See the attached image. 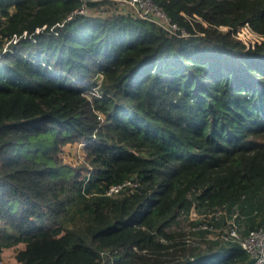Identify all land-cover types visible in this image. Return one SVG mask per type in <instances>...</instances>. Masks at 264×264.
I'll use <instances>...</instances> for the list:
<instances>
[{
    "label": "trees",
    "instance_id": "16d2710c",
    "mask_svg": "<svg viewBox=\"0 0 264 264\" xmlns=\"http://www.w3.org/2000/svg\"><path fill=\"white\" fill-rule=\"evenodd\" d=\"M153 1L187 35L112 0H0V236L22 244L11 264L249 260L209 230L167 227L193 206L264 209V40L232 35L244 22L264 34V0ZM74 143L76 164L62 156Z\"/></svg>",
    "mask_w": 264,
    "mask_h": 264
},
{
    "label": "built area",
    "instance_id": "2783aa9c",
    "mask_svg": "<svg viewBox=\"0 0 264 264\" xmlns=\"http://www.w3.org/2000/svg\"><path fill=\"white\" fill-rule=\"evenodd\" d=\"M115 2H121L129 5L133 8L134 12L142 19H145L154 25L168 31L172 34L180 36L187 35V31L184 27L180 26L176 22L172 21L170 16L163 10L161 6L156 4L153 0H112ZM87 11L86 5L83 3L79 7L75 8L68 17H71L73 13H85ZM222 29H227V26L221 25ZM38 30V28H37ZM232 35L241 40L246 48L253 47L255 44L264 40V34L255 31L248 22H244L238 25L232 30ZM137 185V180L133 177L125 180L121 184L111 185L107 190V195H112L120 192L127 187H133ZM198 210V209H197ZM238 206L234 205L228 215L230 217L229 225L220 232L217 237L225 241H235L242 249H244L248 255V258H254V264H264V224H259L253 227H247L237 223ZM194 212V222L192 225L194 230H211L213 225H210L205 218L201 219L196 211V207L193 206L189 212ZM227 209L223 205L218 207L215 211L209 212V218L212 216L220 217ZM104 256V252L101 253ZM1 264V260H0Z\"/></svg>",
    "mask_w": 264,
    "mask_h": 264
},
{
    "label": "rangeland",
    "instance_id": "374dc122",
    "mask_svg": "<svg viewBox=\"0 0 264 264\" xmlns=\"http://www.w3.org/2000/svg\"><path fill=\"white\" fill-rule=\"evenodd\" d=\"M63 158L71 163H80L83 161V144L80 143H74V144H68L64 146V150L62 152ZM258 202L256 201V204ZM75 207V205H74ZM70 210L67 218V223L70 224L77 216L76 207ZM239 208V207H238ZM257 210V211H255ZM197 213L199 214V217L201 219H207L210 220L209 210L207 209H196ZM228 211L226 214L224 213L222 215V219L220 218L218 223L212 227V229L207 233L208 238L217 237V235L224 231L226 227L229 225L230 217L228 215ZM264 214V209L259 208L256 209L254 204H243L242 207L238 210L237 217V223L242 224L244 226L249 227L251 225L250 220L253 218L255 224L258 222H261L262 217ZM194 212H188L186 215L180 214L175 218V222H172L170 226L167 227V230L169 231H182L186 233V236L194 239V240H200L202 238V235L197 232V230L192 229V225L194 224ZM221 243L224 245L225 242ZM22 244L20 242L16 241H10L8 244L3 242L2 236H0V260L1 264H11L13 262V255L15 251L18 249L19 246Z\"/></svg>",
    "mask_w": 264,
    "mask_h": 264
},
{
    "label": "water",
    "instance_id": "95a60500",
    "mask_svg": "<svg viewBox=\"0 0 264 264\" xmlns=\"http://www.w3.org/2000/svg\"><path fill=\"white\" fill-rule=\"evenodd\" d=\"M255 259L254 258H250L247 262L242 263V264H254Z\"/></svg>",
    "mask_w": 264,
    "mask_h": 264
}]
</instances>
